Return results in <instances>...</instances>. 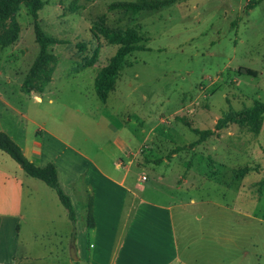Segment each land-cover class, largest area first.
I'll use <instances>...</instances> for the list:
<instances>
[{"label":"rangeland","instance_id":"1","mask_svg":"<svg viewBox=\"0 0 264 264\" xmlns=\"http://www.w3.org/2000/svg\"><path fill=\"white\" fill-rule=\"evenodd\" d=\"M43 1L42 30L65 42L48 46L57 60L43 89L23 90L39 46L19 5L18 37L0 45V96L18 113L0 104V130H22L27 158L57 164L77 204L66 261L73 245L90 264H264V114L257 133L215 129L225 113L264 102V0H155L164 3L138 12L109 5L139 0ZM102 27L133 30L142 47L104 101L93 80L120 44ZM23 173L0 150V190L14 175L55 195ZM106 189L119 196L103 211Z\"/></svg>","mask_w":264,"mask_h":264},{"label":"trees","instance_id":"2","mask_svg":"<svg viewBox=\"0 0 264 264\" xmlns=\"http://www.w3.org/2000/svg\"><path fill=\"white\" fill-rule=\"evenodd\" d=\"M25 2L26 8L32 18L35 41L39 46L38 55L34 59L29 71L26 73L22 89L26 92L30 90H42L46 83L50 80V70L56 62V55L48 51V46L55 43L65 42L54 36L46 34L39 22L37 12L43 7V0H0V45L7 46L14 42L20 30L17 21V11L19 5ZM257 0H249L248 5H253ZM161 1H117L109 5L111 9H123L125 11L138 12L145 9H154L161 6ZM100 34L110 43H119V47L110 57L108 63L104 65L95 75L93 87L97 97L104 101L108 92L113 88L121 70L124 66L129 65L127 55L134 50L141 49V45L137 44L139 37L133 30L115 31L105 27L100 28ZM97 54L94 52L90 59L83 65L87 67L95 63ZM248 74L252 73L251 69H246ZM264 114V102L254 101V103L246 108L238 111H229L219 118L215 123V129L219 130L230 123H237L245 127L248 131L257 133L260 129L262 116ZM213 130L207 129L200 132L198 141L204 140L205 137L211 135ZM0 150L6 153L13 161H15L22 170L28 175L42 180L47 186L54 189L58 200L65 207L68 217L74 223L75 216L69 197L63 192L58 179L57 171L53 163L48 162L42 166L35 164L29 160L22 152L20 146L5 132L0 130ZM246 169V168H244ZM264 182V179L262 180ZM87 227H93L91 208L87 213ZM74 237V233H72ZM73 264H90L88 262H79L74 260Z\"/></svg>","mask_w":264,"mask_h":264},{"label":"crops","instance_id":"3","mask_svg":"<svg viewBox=\"0 0 264 264\" xmlns=\"http://www.w3.org/2000/svg\"><path fill=\"white\" fill-rule=\"evenodd\" d=\"M34 96V99L37 101L42 99L39 95ZM0 104L7 106L15 114L18 113L1 96ZM2 131H5L20 146L25 155L28 148L23 146L27 141H24L22 130L16 131L18 135L16 138L7 129L3 128ZM74 151L78 155L82 154L76 149ZM29 160L33 161L32 158ZM53 164L57 171L58 182L63 192L69 197L76 218L75 205L77 204L66 186L62 184L61 174L57 164ZM96 171L103 178H108V175L97 164ZM23 174V176L38 179L25 172ZM23 178L24 180H28L27 177ZM11 181L12 184L1 187L0 190L3 193V195L0 194V264H60V260L61 264H73L74 259L69 258L66 261L64 258V250L68 249L69 244L71 245L76 236L74 227L75 220L74 223L70 221L67 210L58 200L56 192L54 191L55 195H52L38 184L20 182L14 175ZM120 183L123 185L122 182ZM72 190L75 197L81 192L78 188ZM114 192H110L107 189L104 191V200L106 203L102 205L103 211L108 209L107 204L111 200L118 198L119 191H116L117 195ZM134 196H136L135 193ZM81 197L79 196L77 198L82 200ZM92 207L91 201L89 200L86 208V222L89 208H91V213L94 212V208L92 210ZM66 219L68 220L67 224ZM93 228L94 223L91 229L87 227V232L90 234ZM72 233H74V237ZM65 246L67 249H65ZM90 246L88 244V247ZM77 260L79 261L78 258Z\"/></svg>","mask_w":264,"mask_h":264},{"label":"water","instance_id":"4","mask_svg":"<svg viewBox=\"0 0 264 264\" xmlns=\"http://www.w3.org/2000/svg\"><path fill=\"white\" fill-rule=\"evenodd\" d=\"M70 255L72 257V259L77 260V256L75 255V248L72 245V247H70Z\"/></svg>","mask_w":264,"mask_h":264},{"label":"built area","instance_id":"5","mask_svg":"<svg viewBox=\"0 0 264 264\" xmlns=\"http://www.w3.org/2000/svg\"><path fill=\"white\" fill-rule=\"evenodd\" d=\"M145 178H146L145 176H142V179H143V180H145Z\"/></svg>","mask_w":264,"mask_h":264}]
</instances>
